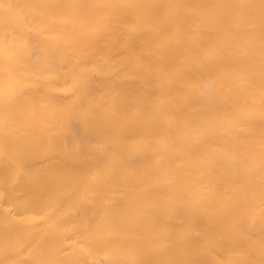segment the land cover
Here are the masks:
<instances>
[{"label": "bare ground", "instance_id": "obj_1", "mask_svg": "<svg viewBox=\"0 0 264 264\" xmlns=\"http://www.w3.org/2000/svg\"><path fill=\"white\" fill-rule=\"evenodd\" d=\"M0 264H264V0H0Z\"/></svg>", "mask_w": 264, "mask_h": 264}]
</instances>
